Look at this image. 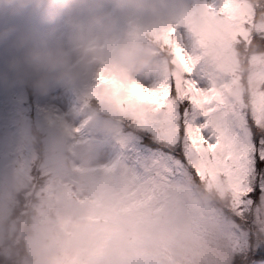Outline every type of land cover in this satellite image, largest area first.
Returning <instances> with one entry per match:
<instances>
[{
	"label": "rangeland",
	"instance_id": "rangeland-1",
	"mask_svg": "<svg viewBox=\"0 0 264 264\" xmlns=\"http://www.w3.org/2000/svg\"><path fill=\"white\" fill-rule=\"evenodd\" d=\"M185 3L191 9L204 7L205 0ZM42 18L29 13L11 22L44 31ZM184 21L181 17L172 25L182 33L187 52L197 58L196 74H203L205 87L221 91L229 101L235 93L248 97L253 58L264 52L255 48L242 66L243 39L207 35V28L197 36ZM261 23L264 15L258 10L254 24ZM66 29L67 19L56 26ZM177 70L174 65L166 76ZM156 75L139 83L152 86ZM89 86L33 95V107L27 92L0 90V264H233L250 246L264 244V222L251 238L240 230L225 185L191 172L161 174L123 151L117 121L90 106ZM69 100L71 105L65 103ZM73 130L79 133L77 141L71 137ZM40 154L44 178L31 216L20 212L8 223L19 206L20 189L35 180L32 165ZM166 215L175 222L161 224ZM25 226L27 254H21V247L11 251L3 246L17 227ZM257 232L261 241L255 238ZM24 238L19 236V242Z\"/></svg>",
	"mask_w": 264,
	"mask_h": 264
},
{
	"label": "snow or ice",
	"instance_id": "snow-or-ice-1",
	"mask_svg": "<svg viewBox=\"0 0 264 264\" xmlns=\"http://www.w3.org/2000/svg\"><path fill=\"white\" fill-rule=\"evenodd\" d=\"M204 8L207 35L249 41L254 27L264 39V23L254 24L258 10L264 15V5L205 0ZM152 38L171 53L178 69L174 74L145 86L105 67L86 95L117 118L123 151L145 168L161 174L191 172L225 185L240 230L251 238L264 222V56L253 58L248 97L235 93L229 101L221 91L205 87L203 74H196L197 58L187 52L176 26L161 27ZM240 264H264V244L250 247Z\"/></svg>",
	"mask_w": 264,
	"mask_h": 264
},
{
	"label": "clouds",
	"instance_id": "clouds-1",
	"mask_svg": "<svg viewBox=\"0 0 264 264\" xmlns=\"http://www.w3.org/2000/svg\"><path fill=\"white\" fill-rule=\"evenodd\" d=\"M29 13L63 14L67 29L45 32L11 22ZM181 17L194 35L207 28L205 8L189 9L185 0H0V90L47 96L86 88L105 67L137 82L164 76L169 53L152 34ZM171 222L167 215L161 220Z\"/></svg>",
	"mask_w": 264,
	"mask_h": 264
},
{
	"label": "bare ground",
	"instance_id": "bare-ground-1",
	"mask_svg": "<svg viewBox=\"0 0 264 264\" xmlns=\"http://www.w3.org/2000/svg\"><path fill=\"white\" fill-rule=\"evenodd\" d=\"M164 77L165 76H160L159 74H157L156 77H155V84L158 83Z\"/></svg>",
	"mask_w": 264,
	"mask_h": 264
}]
</instances>
